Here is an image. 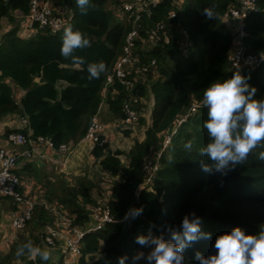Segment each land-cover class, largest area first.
<instances>
[{"label":"trees","instance_id":"1","mask_svg":"<svg viewBox=\"0 0 264 264\" xmlns=\"http://www.w3.org/2000/svg\"><path fill=\"white\" fill-rule=\"evenodd\" d=\"M60 1L73 12L69 24L91 42L90 47L77 51L85 63L78 69L60 54L63 29L69 24L53 33L39 30L30 38L17 35L18 25L5 31L0 35V118L21 113L27 117L28 129L20 130L25 135L29 130L33 138H49L55 149L79 142L101 101L108 105L111 121L124 116L123 105L127 103L139 114L136 125L148 122L144 138H137L127 153L112 149L106 140L91 150L100 168L111 177H118L111 182L109 195L115 221L83 236L79 264H118V257L125 254L131 257L141 249L136 243L137 235L144 234L151 226L158 235L168 239L170 234L163 226L179 228L183 217L193 212L200 217L201 228L210 233V238L200 239L184 251L185 264H199L195 257L197 251L204 256L214 254L216 237L231 232L236 226L246 234H258L264 228V160L259 158L264 148H258L245 164L227 175L204 173L200 162L208 161L198 155L199 148L208 142L203 128L207 109L201 101L203 90L211 82L222 81L239 71L249 87L256 88L255 98L264 99V60L256 68L239 70L229 63L234 34L223 15L236 0H182L180 7L174 6L173 0H161L139 24L144 37H148L146 29L157 22L168 26L167 41L158 40L151 47L146 44L141 52L144 62L156 60L158 75L149 73L145 80L139 79L129 89L115 80L108 86L104 98L101 96L103 84L121 53L124 35L131 24L116 14L120 0H92L95 7H90L86 15L81 14L75 0ZM186 2L191 8L188 19L184 12ZM253 3L254 7L241 22L244 32L241 41L246 53L259 54L264 52V0H253ZM204 8L213 9L215 17L206 18ZM172 9L176 11L174 18L170 17ZM28 10L29 0H0V21L6 17L12 19L15 11L26 15ZM180 28L186 29L189 36L187 56L180 53ZM101 60L106 63L107 71L99 79L89 80L87 64ZM13 86L24 90L19 103L13 96ZM133 96L137 97L136 101L130 99ZM146 99L150 106L148 121L143 116ZM168 133L170 141L162 150L153 181L135 193L143 181L145 158L156 144L160 148L158 138L163 139ZM189 140L193 142L191 151L184 148ZM41 172L34 161L25 162L15 170L21 178L27 174L38 176ZM64 181L57 195L46 197L45 192L43 199L76 213L78 222L84 223L89 206L94 203L92 190L97 185L87 175ZM140 206L144 209L141 216L130 222L124 219L129 208ZM51 220L49 212L37 205L26 232L19 233L9 252L0 258V264L17 259L22 264H45L39 258L28 259L26 255L18 258L16 249L29 240L43 247L41 234H35L34 230Z\"/></svg>","mask_w":264,"mask_h":264},{"label":"built area","instance_id":"2","mask_svg":"<svg viewBox=\"0 0 264 264\" xmlns=\"http://www.w3.org/2000/svg\"><path fill=\"white\" fill-rule=\"evenodd\" d=\"M160 1L120 0L116 14L128 21L131 27L124 35L120 55L113 63L111 72L106 76L101 91L102 98L105 97L108 86L114 83L115 80L129 89L139 79L145 80L149 73L151 76L158 75L156 60L151 58L148 62H144L141 52L144 51L146 44L147 47H151L158 40L164 39L167 41L169 36L168 26L165 22H157L151 29H146L148 37H144L139 31V24L143 16H150L151 8ZM181 1L173 0L172 2L174 6L180 7ZM253 7V0H236L235 4L230 6L224 13L223 20L227 23L229 18H233L242 22ZM17 12L18 17L22 18L17 35L24 38H30L39 30L53 33L69 24L73 17L72 10L64 6L60 0L59 2H56V0H29L28 13L23 15L21 12ZM175 16L176 11L172 9L170 17L174 18ZM179 31L182 34V41L179 45L180 53L183 56H187L190 45L189 36L186 29L180 28ZM243 35L244 32L240 25L234 34V45L229 54V63L235 70H239L242 67L256 68L264 60V52L259 54L245 52L241 41ZM130 99L136 101L137 97L133 96ZM102 103L104 101H101L98 111ZM98 111L91 118L85 134L79 140V142L89 144L90 151L96 144L105 142L106 124L98 118ZM123 113L124 116L122 118L113 121L114 126L133 128L137 123L139 114L127 103L123 105ZM20 121L23 128H28L26 116H21ZM174 130L175 128H173L172 132ZM169 141L170 134L168 133L162 139L160 148L153 152L152 157L147 156L145 158L143 181L137 186L135 193L140 187L150 186L155 177L162 150ZM71 145V143L63 144L55 149L49 138L42 136L33 138L29 130H27L25 135L21 130L7 132L0 129V198L4 197L10 200L9 221L11 229L15 233L24 231L27 223L32 218L35 207L42 205L52 218L51 222L46 224L41 231L42 243L54 254L60 255V260L57 264H79L82 255L81 241L83 236L86 233L101 230L105 224L115 221L109 207L111 183L104 184L101 182L102 190L99 189L93 194L94 203L89 206L88 219L81 223L78 222L76 213L69 212L62 205L45 199L38 200L37 197L32 196L29 190L25 189L26 183H24L21 176L15 173V170L25 162L48 159L50 156L48 151L50 150L56 153L58 157L66 159L70 153ZM10 146L18 148L14 149L10 148ZM47 149L48 151L46 152ZM51 158L53 157L51 156ZM53 161L56 162V159L53 158ZM112 178L118 179L117 176ZM20 188L21 191L19 190ZM151 231L154 235H158L153 229ZM148 232L149 229L144 234L146 235ZM149 250L147 247L140 249V251L145 253Z\"/></svg>","mask_w":264,"mask_h":264},{"label":"clouds","instance_id":"3","mask_svg":"<svg viewBox=\"0 0 264 264\" xmlns=\"http://www.w3.org/2000/svg\"><path fill=\"white\" fill-rule=\"evenodd\" d=\"M81 14L86 15L90 7L94 8L92 0H75ZM203 13L208 19L215 17L211 8H204ZM60 54L79 69L85 63V58L77 55L78 50L91 46V42L72 25L63 29ZM107 71L104 61L87 64L88 79H99ZM256 88L249 87L247 79L239 71L224 80L211 82L204 90L201 104L207 109V119L203 128L207 131L208 142L201 146L198 155L204 157L201 169L208 175H227L238 165L245 164L249 156L258 148H264V99L255 98ZM188 151L193 149V142L184 144ZM259 158L264 160V151L259 152ZM143 206L131 207L125 213L126 221H133L143 214ZM154 226V225H153ZM163 230L170 236L154 235L151 231L139 234L136 243L144 251H136L131 257L127 254L118 257V264H138L145 260L147 264H185L184 251L200 239H209L210 233L201 228V219L194 212L185 215L179 228L164 225ZM216 252L208 256L199 251L195 253L199 264H264V228L258 234H246L239 227L231 232L219 234L214 242ZM27 255L33 260L47 262L52 258V251L35 246L29 240L16 249V256Z\"/></svg>","mask_w":264,"mask_h":264},{"label":"rangeland","instance_id":"4","mask_svg":"<svg viewBox=\"0 0 264 264\" xmlns=\"http://www.w3.org/2000/svg\"><path fill=\"white\" fill-rule=\"evenodd\" d=\"M56 2H59V0H56ZM109 6L110 5L108 4L107 7L109 8ZM111 8H113V6H111ZM184 12H186V15H187L186 18L187 19L190 18L191 8H190L188 2H186L184 4ZM21 19L22 18H20L18 16L16 17L14 14L12 15V19H9L7 17L3 18L0 21V35H1L2 28H6L5 31H8L9 29H12L13 26L15 27L18 25V27H20ZM6 25L9 26L8 29H7ZM227 26L231 30V32L233 34H235L237 32V30L239 29L240 20L229 18ZM104 103H106V102H104ZM149 110H150L149 101L146 99V100H144V110H143V116L146 118L145 120H147L149 118ZM20 114L21 113H15V117L19 118ZM102 120L107 121V122L111 121L108 110H107L106 116L103 117ZM147 124H148V122L144 125H136L135 124L133 128L132 127L131 128L130 127L129 128H121L120 126H117V125L112 126V137L108 141L109 146L112 149H120V150L124 151L125 153H127L130 150V148L133 146V143L137 138L139 140H142L144 138V131H145V127ZM127 130H128V133H126ZM158 142H159V146H161L162 139L158 138ZM88 146H89V144L86 143L84 145H79L78 148L83 147L85 150H87ZM157 149H159V147L156 144L154 146V148L151 151H149L147 156L152 157L153 152H155ZM89 154H91V153H89ZM89 154H88V156H89ZM123 161H125L124 156H123ZM81 163H82V165H80L81 167L77 171L78 173L76 175L80 176V175H83L82 173H84V175H87V177L97 185V187L93 188V190H92L93 194H94V192H97V190H99V189L102 190V186L100 185L101 182H103L104 184H108L114 180L109 175V173H103V171L100 169V166H99L97 160H95V159L91 160V158L85 156ZM81 170H82V172H80ZM74 175L75 174L70 173L69 175H67V177H65L66 175L64 173H54L53 171H45L44 170L40 174H38V176H35V174H34V176H29L27 174V175H24L22 177V179H23L24 183H26V186L28 187L27 189L29 190L31 195L34 197H37L38 200H40V199L44 198L45 192H46V197H47V195H49L50 197L53 198L54 195H52V194L56 193L55 195H57L59 190L62 187H64V185H65L64 180H66V178H69V180H72L75 177ZM66 186H67V184H66ZM51 191H53V193ZM48 223H50V222L45 223L38 230H34V233L35 234H37V233L41 234L43 227ZM28 231H31V229H28ZM25 232H26V230L23 233H21V235H23ZM38 247L46 248V247H44V245L42 247V245H40V244L38 245ZM136 251H140V250L138 249ZM136 251H134L133 254ZM26 257L28 259H30V257H28L27 255H26ZM59 260H60V255L57 253L54 254L52 252V258H51V260H49L47 262V264H57L59 262ZM138 264H147V262L145 260H141L138 262Z\"/></svg>","mask_w":264,"mask_h":264},{"label":"crops","instance_id":"5","mask_svg":"<svg viewBox=\"0 0 264 264\" xmlns=\"http://www.w3.org/2000/svg\"><path fill=\"white\" fill-rule=\"evenodd\" d=\"M17 13H18L17 11L14 12V15L16 17L18 16ZM240 25H241V22H240ZM6 27L8 29L9 26L6 25ZM5 30L6 28H2L1 34ZM23 95H24L23 89L13 86V96L18 103L20 102V99ZM107 110H108V105L106 103L104 104L102 103L101 108L97 114L98 118L101 121H103L102 118L106 116ZM21 116L23 115L20 114L19 118H16L15 114H7L1 117L0 118V129H3L7 132L22 129L23 127L20 121ZM103 122L106 124L105 140L108 142L112 137V126H114V124L112 121H109V122L103 121ZM84 144L86 143L78 142L76 145L72 144L70 147L71 149L70 153L66 159H64L63 157L61 158L58 157V155L52 152V150L48 151L47 149L46 152L48 151L50 154L49 158L42 159V160L37 159L34 162L36 163L37 168L40 171L45 170V171H53L54 173H64L66 175L65 177H67V175H69L70 173L75 174L74 176H77L76 175L78 173L77 171L81 167L80 165H82L81 162L83 161L84 157L87 156L91 158V160L94 159L92 154H89L91 153L90 146H88L87 150H85L83 147L78 148L79 145H84ZM10 148L17 149L18 147L10 146ZM51 156L56 159V162L53 161V158H51ZM28 162H31V161H28ZM101 170L103 171V173H108L106 170H103V169ZM80 172H82V170ZM82 174L84 175V173ZM27 188L28 187L25 186L26 190H28ZM10 207H11V203L9 199H6L4 197L0 198V258L4 257L9 252L13 242L17 239L19 233H21V232L15 233L11 229L10 221H9ZM10 264H22V261L17 259V260L12 261Z\"/></svg>","mask_w":264,"mask_h":264}]
</instances>
